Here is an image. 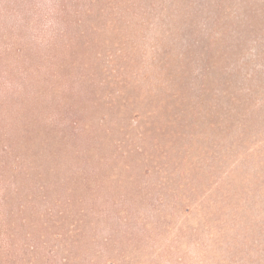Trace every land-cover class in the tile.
Wrapping results in <instances>:
<instances>
[{
  "label": "rangeland",
  "instance_id": "1",
  "mask_svg": "<svg viewBox=\"0 0 264 264\" xmlns=\"http://www.w3.org/2000/svg\"><path fill=\"white\" fill-rule=\"evenodd\" d=\"M261 208L264 0H0V264H255Z\"/></svg>",
  "mask_w": 264,
  "mask_h": 264
},
{
  "label": "trees",
  "instance_id": "2",
  "mask_svg": "<svg viewBox=\"0 0 264 264\" xmlns=\"http://www.w3.org/2000/svg\"><path fill=\"white\" fill-rule=\"evenodd\" d=\"M243 184H244V187L243 186L241 187V189L243 190V192L241 193V196L239 195V197H237L238 195H234L232 192L233 188H230L229 190H231V191H228L226 193L224 200H220L219 202H217L216 205H219V217H222L224 214L223 217L225 218L230 212L234 213V217H236V218L238 217V213H237L238 211L240 212L241 215L243 214V209H244L243 203L245 205L247 203L246 201L250 200L249 199L250 198L249 197V191L246 189L247 181H244ZM241 204H242V207H240ZM225 207H228V208L232 207V210L227 212V209H225ZM258 214L261 215V220H263L261 227H262V234H263L262 236L264 238V228H263L264 227V210L261 208ZM259 217L260 216H258V215H257V217L249 216L248 219H250V221H248V223H251L252 221H254V219H257ZM242 218L247 219V215H243ZM256 225H257V223H256ZM253 226H255V225H253ZM241 232L243 234V230H241ZM231 240H234L233 243L235 242V247H242V248H244V250H245V248H247V245H249V241H248L249 239L247 236H246V239H243V241L241 239L238 240V238H234V239L232 238ZM261 243H264L263 239L261 240ZM248 251H249V255L253 254V250L249 247H248ZM243 255L244 254L241 251H237L235 253V256H237V258H238V256H243ZM258 260H259L258 262L255 261V264H264V260H261L260 257H258Z\"/></svg>",
  "mask_w": 264,
  "mask_h": 264
}]
</instances>
